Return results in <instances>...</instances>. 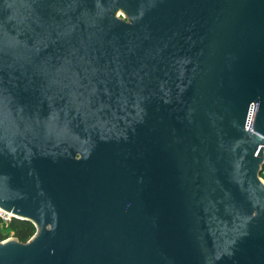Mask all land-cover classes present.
<instances>
[{
	"label": "water",
	"instance_id": "obj_1",
	"mask_svg": "<svg viewBox=\"0 0 264 264\" xmlns=\"http://www.w3.org/2000/svg\"><path fill=\"white\" fill-rule=\"evenodd\" d=\"M264 0H0V264H264Z\"/></svg>",
	"mask_w": 264,
	"mask_h": 264
},
{
	"label": "trees",
	"instance_id": "obj_2",
	"mask_svg": "<svg viewBox=\"0 0 264 264\" xmlns=\"http://www.w3.org/2000/svg\"><path fill=\"white\" fill-rule=\"evenodd\" d=\"M1 225H5L13 233L14 238L21 243H27L36 233V228L31 222L19 219H13L9 224L0 219V228ZM6 240L7 237L0 230V242Z\"/></svg>",
	"mask_w": 264,
	"mask_h": 264
},
{
	"label": "built area",
	"instance_id": "obj_3",
	"mask_svg": "<svg viewBox=\"0 0 264 264\" xmlns=\"http://www.w3.org/2000/svg\"><path fill=\"white\" fill-rule=\"evenodd\" d=\"M261 180L264 182V170L262 172V174L260 175ZM0 219L5 222L6 224H9L13 219V215L10 213H7L5 211H3L2 209H0Z\"/></svg>",
	"mask_w": 264,
	"mask_h": 264
},
{
	"label": "rangeland",
	"instance_id": "obj_4",
	"mask_svg": "<svg viewBox=\"0 0 264 264\" xmlns=\"http://www.w3.org/2000/svg\"><path fill=\"white\" fill-rule=\"evenodd\" d=\"M0 230L7 237V240L15 239L13 233L10 230H8L5 225H1Z\"/></svg>",
	"mask_w": 264,
	"mask_h": 264
}]
</instances>
